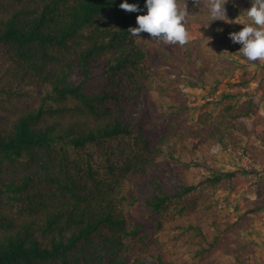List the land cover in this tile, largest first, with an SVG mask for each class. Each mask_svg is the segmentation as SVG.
Wrapping results in <instances>:
<instances>
[{"label":"trees","instance_id":"1","mask_svg":"<svg viewBox=\"0 0 264 264\" xmlns=\"http://www.w3.org/2000/svg\"><path fill=\"white\" fill-rule=\"evenodd\" d=\"M123 2L0 0V264H165L143 245L130 262L144 239L128 214L138 185L149 188L153 212L189 221L200 264L246 263L238 222H208L230 205L219 193L264 185V95L237 102L224 92L215 115H200V134L240 167L195 157L198 172L173 171L171 189L156 169L186 146L156 138V121L142 120L146 94L166 88L154 85L147 44L127 31L147 14L146 0H127L138 12ZM251 3L225 5L235 28Z\"/></svg>","mask_w":264,"mask_h":264},{"label":"rangeland","instance_id":"2","mask_svg":"<svg viewBox=\"0 0 264 264\" xmlns=\"http://www.w3.org/2000/svg\"><path fill=\"white\" fill-rule=\"evenodd\" d=\"M188 9L191 14L188 18L191 34L188 45H165L153 40L148 33H141L138 38V41L147 44L148 66L154 74V85L160 82L166 88L146 94L142 120L156 121L158 130L153 133L156 138L169 134L179 147L186 146L182 158L166 155L156 169L158 174L169 180L171 189L177 185L173 171H180L187 178L195 176L198 168L189 165L195 157L204 156L211 165L220 169L240 167L241 161L230 154L220 149L213 152L215 147L200 134L203 128L199 118L202 113H217L224 92H232L237 102L252 95H264V62L247 61L239 52L242 45L233 43L229 37V33L242 30L243 25L235 28L233 23L213 21L204 28L202 25L210 22L207 8L194 7L193 0H188ZM245 20L246 15L237 18L241 23ZM208 38H211L209 43ZM223 40L232 43V46L223 44ZM204 64L209 68L202 74ZM250 76L253 77L250 82L240 84L242 79ZM261 111L264 112V101L261 102ZM179 135H184V140H179ZM147 192L150 193L149 188L142 185L132 190L134 197L131 200L134 202L128 207V214L132 223L141 225L144 239L136 242L130 262L143 245L146 255H160L165 264H200L192 256L189 233L184 226L189 221L184 217L172 218L153 212L143 199ZM224 195H228L230 205L213 215L208 222L209 227H215L213 219L219 223L238 222L242 234L250 243L248 250L242 251L245 264H264V206L261 207L264 204V185L252 191L219 193V196ZM158 262L155 259V263Z\"/></svg>","mask_w":264,"mask_h":264},{"label":"clouds","instance_id":"3","mask_svg":"<svg viewBox=\"0 0 264 264\" xmlns=\"http://www.w3.org/2000/svg\"><path fill=\"white\" fill-rule=\"evenodd\" d=\"M228 2L229 0H193L194 7L205 6L208 10L210 22L202 26L207 28L213 21H236L229 20L227 16L225 5ZM119 7L126 12L140 11L137 4H130L127 0ZM145 7L147 14L136 17L138 27L127 30L133 37L140 38L141 33H148L153 40L165 45L178 44L184 47L190 43L188 18L191 14L188 0H146ZM245 12L246 20L242 22V30L229 33V37L233 43L242 45L239 52L247 61L264 62V0H252L251 7ZM210 39L208 38V43ZM218 148L217 145L213 152Z\"/></svg>","mask_w":264,"mask_h":264}]
</instances>
